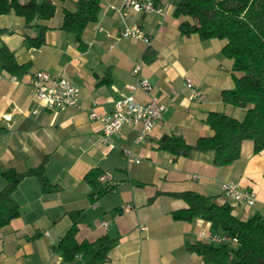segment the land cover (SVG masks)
I'll return each instance as SVG.
<instances>
[{
  "label": "crops",
  "instance_id": "crops-1",
  "mask_svg": "<svg viewBox=\"0 0 264 264\" xmlns=\"http://www.w3.org/2000/svg\"><path fill=\"white\" fill-rule=\"evenodd\" d=\"M77 1L51 0L54 16L30 25L13 11L0 15V48H7L18 65H27L23 74L12 76L0 64V191L6 185L1 172L24 173L40 166L50 185L49 191L43 190L37 176L17 185L12 198L20 214L0 228V264H64L55 248L71 227L69 214L79 210L84 218L76 241L93 243L103 236L113 240L107 264H209L187 245L219 246L212 236L223 233L202 219L172 220L171 213L187 205L171 194L194 192L217 205L227 204L241 221L264 217V151L254 154L252 142L242 141L239 158L219 167L212 152L175 157L159 150L158 140L175 136L192 146L211 137L205 123L211 112L243 119L246 109L221 99V92L233 89L234 77L240 76L222 55L225 41L181 35L179 25L187 19L173 15L178 0H153L160 14L123 9L126 0H100L98 18L85 28L80 48L61 30L64 12H73ZM38 26L45 28L44 43L27 48L26 40L38 36ZM133 26L149 44L119 37ZM137 67L140 71L134 74ZM37 72L77 86L79 109L38 108L29 84ZM138 79L147 80L152 91H130ZM186 80L204 93V100H188ZM130 95L140 104L157 97L165 107L161 119L143 142H136L139 126L126 125L100 143V124L89 117L93 103L105 116ZM92 172L98 176L88 175ZM226 182L253 191L254 204L225 196L221 185ZM91 259V254L77 255L72 264Z\"/></svg>",
  "mask_w": 264,
  "mask_h": 264
},
{
  "label": "trees",
  "instance_id": "trees-1",
  "mask_svg": "<svg viewBox=\"0 0 264 264\" xmlns=\"http://www.w3.org/2000/svg\"><path fill=\"white\" fill-rule=\"evenodd\" d=\"M100 0H78L73 12H64L61 30L74 37L80 48L82 35L88 24L98 18ZM13 11L22 17L26 25L33 21L49 20L55 7L51 0H29L20 4L17 0L0 1V15ZM173 15L185 17L179 25L183 36L195 34L200 40H224L222 55L232 61L234 88L221 92L224 103L246 109L238 121L222 113L211 112L205 123L213 131L211 137L199 138L192 146L180 137L163 136L158 140V149L175 157L187 156L190 152H212L215 166H226L240 156V143L250 141L253 153L264 151V0H178ZM38 36L26 40L27 48H40L44 43L45 28L38 26ZM2 69L12 76H20L27 65H18L7 48H0ZM6 180L0 191V228L19 216V208L12 198L17 185L28 176H37L43 190L50 185L42 174V166L24 173L13 170L1 172ZM88 175H96L94 172ZM105 189L104 192H107ZM182 199L187 208L174 211V221L192 222L202 219L211 229L221 230L236 238V246L221 244H188L187 250L199 255L209 264H264V217H251L246 221L236 218L229 205H217L209 198L194 192L171 194ZM71 227L55 248L64 264H72L77 255L91 254L87 264H107V252L113 240L107 236L93 243L76 241L78 225L84 218L83 211L69 214Z\"/></svg>",
  "mask_w": 264,
  "mask_h": 264
},
{
  "label": "built area",
  "instance_id": "built-area-1",
  "mask_svg": "<svg viewBox=\"0 0 264 264\" xmlns=\"http://www.w3.org/2000/svg\"><path fill=\"white\" fill-rule=\"evenodd\" d=\"M123 9H131L145 14L161 13L160 7L153 0H126L123 3ZM119 37L124 39H139L149 44V39L136 26L125 28L121 31ZM139 71L140 68L137 67L133 72L134 74H138ZM29 84L34 92V100L38 108L55 112H62L68 108L79 109L78 99L80 90L69 80L48 72H37L31 76ZM185 86L190 92L188 95L190 102L204 100V93L194 87L190 80H186ZM129 90H141L148 94L152 91V85L145 79H138L134 86L129 87ZM96 108L97 103L94 102L89 117L100 124V143H105L107 138L119 133L126 125L139 126L136 142H143L152 133L165 111V107L155 96H151L147 103L140 104L130 95L117 101L113 106L112 112L105 116L99 115L96 112ZM36 113L37 110H34L33 114ZM125 155L128 158L131 157L129 152H126ZM135 161L137 162V160ZM193 178L196 177L194 176ZM103 179L101 178V180ZM221 191L235 203H244L247 206H252L255 202V193L253 191L243 190L234 182L223 183ZM124 210L127 211V208ZM103 225L105 226L106 224L103 223ZM141 229L143 230L144 228ZM212 240L221 244H228L230 242L237 245L238 243L236 238H230L224 234L220 236L214 235L212 236Z\"/></svg>",
  "mask_w": 264,
  "mask_h": 264
},
{
  "label": "rangeland",
  "instance_id": "rangeland-1",
  "mask_svg": "<svg viewBox=\"0 0 264 264\" xmlns=\"http://www.w3.org/2000/svg\"><path fill=\"white\" fill-rule=\"evenodd\" d=\"M228 244H229L230 246H233V244H232V243H230V242H229Z\"/></svg>",
  "mask_w": 264,
  "mask_h": 264
}]
</instances>
